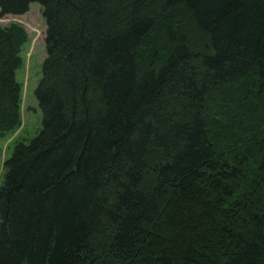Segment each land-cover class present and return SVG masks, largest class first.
I'll use <instances>...</instances> for the list:
<instances>
[{
  "label": "trees",
  "instance_id": "trees-1",
  "mask_svg": "<svg viewBox=\"0 0 264 264\" xmlns=\"http://www.w3.org/2000/svg\"><path fill=\"white\" fill-rule=\"evenodd\" d=\"M38 2L42 129L0 188V264H264V0ZM26 30L0 24V133Z\"/></svg>",
  "mask_w": 264,
  "mask_h": 264
},
{
  "label": "rangeland",
  "instance_id": "rangeland-1",
  "mask_svg": "<svg viewBox=\"0 0 264 264\" xmlns=\"http://www.w3.org/2000/svg\"><path fill=\"white\" fill-rule=\"evenodd\" d=\"M12 23L21 25L28 34L23 46L22 66L17 71V79L22 86L20 125L13 131L0 133V188L6 179V161L11 157L18 142L30 143L42 129V111L36 95V89L42 77V65L47 55V25L42 6L31 3L29 10L23 14H0V24Z\"/></svg>",
  "mask_w": 264,
  "mask_h": 264
}]
</instances>
